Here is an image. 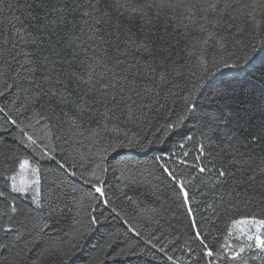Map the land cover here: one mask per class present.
<instances>
[{"label": "snow or ice", "instance_id": "6c2138e0", "mask_svg": "<svg viewBox=\"0 0 264 264\" xmlns=\"http://www.w3.org/2000/svg\"><path fill=\"white\" fill-rule=\"evenodd\" d=\"M7 7L11 10L12 5L8 4ZM16 8L20 15L13 13L0 20V99L9 101L8 104L0 106V116H3L5 125L21 128V141L25 146L33 151L39 148L44 154L52 149L46 145L41 146L42 141L38 145L39 138L34 139L33 135L23 131V121L18 122L13 113L24 116L31 112L27 117L30 124L43 122L47 127L51 119H59L55 115V109L48 110L52 115L39 110L41 102L47 100L49 104L55 102L57 107H60L69 128L77 129L79 135L85 131L83 123L94 122L96 127L86 131L94 142L103 146L98 147L93 153L94 162L91 170L81 174L84 183H89V176L99 182L106 170L105 160L110 153L125 147L147 148L153 143H163L171 132L181 128L188 114L195 110L196 105L192 103L195 99L194 94L207 87L209 77L214 75L213 68L219 71L221 66L241 68V64L247 67L251 63L256 47L255 44L245 42L247 39L245 30L239 27L235 29V43L238 45V51L243 53L242 56L231 53L227 58L233 60L232 63L222 58L219 63L212 65L205 59L203 53L210 42H214L225 53L228 51L225 43L218 37L223 27L224 13L228 12L233 19H245L253 28V33H249V36L253 34L264 36V31H260L261 19L257 16L259 13L260 17L264 18V0H250L249 3H241L240 0H54L42 17L32 15L27 0H24L22 5L20 0H17ZM177 9L186 11L187 16L183 12L177 16L175 14ZM168 11L173 12L168 18L175 22L173 32H167V21L163 32L152 31ZM125 19L128 20V25L122 23ZM136 20L142 25L139 32L131 31L130 25ZM145 27L147 31L144 30ZM181 28L184 29L183 32L179 31ZM190 28L201 33L202 39L194 38ZM227 28H233V24H227ZM52 36L58 39L54 42ZM154 36L156 39H153ZM173 38L177 47L180 40L184 41L185 63L195 57L196 67L201 75L191 91L185 87L184 90L188 94L183 95L184 108L176 113L175 119L166 122L152 133L153 138L141 137L135 133L130 135L129 131L120 127L121 121L123 120L125 125L143 121L144 108L149 103L158 104L164 89L169 88L174 80L183 79L180 71L183 65L178 67L173 60V57L177 56L170 43ZM261 46L264 47V40H261ZM66 68L69 69L67 72ZM191 75L195 76L196 73L192 72ZM167 94L170 95L171 92ZM214 95L230 101L236 96V91L230 85H224L217 87ZM64 108H68L69 111L63 112ZM203 122L209 140L219 137L217 143L219 151L214 156L209 154L211 159L208 160V164L201 163L207 159L204 144L201 143L196 148L198 154L189 165L188 157L191 153L187 147L193 140L192 135L173 144L169 151H162L153 157L162 173L175 185L176 196L181 205L186 207L189 216H192L189 182L183 173L172 167V164L178 167H192L197 173L196 178L201 180L202 186L208 188L212 198L215 200L219 195L220 205L224 203V195L228 196L229 201H233L243 199L248 191L257 186L264 190V124L255 132L244 133L239 128L220 132L217 117L212 112L204 114ZM29 164L27 158L21 159L19 168L26 169ZM59 167L65 170L63 163ZM32 172L36 176L31 182L34 192L32 204L35 207L27 209V212L43 213L45 204L39 169L34 168ZM65 174L70 177L77 175L75 171L66 170ZM12 179V191L22 193L29 190L25 186L18 187L15 177ZM93 187L101 197L105 196L101 186ZM217 189H221L222 194H218ZM71 190L76 191L75 188ZM0 198L8 201L7 207L0 208V217L8 218L7 223L0 219L2 225L0 231L4 233L0 238V257L7 252L16 259L22 257L26 259L24 253L29 245L34 241H41L48 245L44 255H53L56 264H64L65 260L70 259L71 249L91 231V224L98 223L95 215L89 216L87 228L81 225L56 243L47 231L53 227L52 224L42 220L29 230L32 239L23 238L21 229L15 224V218L24 210L14 199H10L5 191H0ZM62 203L60 197L53 193L51 199L47 201V215L44 220L50 221L57 214H63L68 206L65 204L61 208ZM75 203L79 204L80 201L76 200ZM103 203L107 205L109 202L105 199ZM220 205L209 203L207 206L215 212ZM162 210L163 207L148 211L156 215ZM111 211L115 213L116 208L113 207ZM77 215H80L79 211ZM231 224L233 227L255 225L256 233L246 234L247 241H254L255 248L264 253V235L261 234L264 232V219L245 217L233 219ZM192 226L193 242L198 243L203 251L198 252L189 246L186 249L189 256L196 253L199 258L208 257L207 264H212L213 258L221 256L226 260H242L243 264H247L242 253L246 249H252L253 244L247 243L233 249L228 243L232 228L228 229V235L224 237L225 243L220 246V250L213 251L205 244L206 236L202 235L194 218ZM129 228L136 232L130 225ZM136 235L139 236L140 233L136 232ZM114 243L116 240L110 236L104 247L111 248ZM147 243L153 248L156 247L151 239ZM159 250L168 261L174 259L163 247ZM99 251L103 252L104 248ZM176 264H180L179 258H176ZM193 264H199V259Z\"/></svg>", "mask_w": 264, "mask_h": 264}, {"label": "trees", "instance_id": "16d2710c", "mask_svg": "<svg viewBox=\"0 0 264 264\" xmlns=\"http://www.w3.org/2000/svg\"><path fill=\"white\" fill-rule=\"evenodd\" d=\"M53 2L54 0H27L32 9V15L38 17H42ZM240 2L249 3L250 0H240ZM16 3L17 0H0V20L13 13L20 15ZM23 3L24 0H20V4ZM8 4L12 5L11 10L7 7ZM182 12L187 16V12L182 9H177L175 14L179 16ZM172 15L173 12L168 11L152 31L163 32L165 21H167V32L172 33L175 22L168 19ZM257 16L261 19L260 31H264V18L260 17L259 13ZM122 23L128 25V20L125 19ZM229 23L233 24V28H227ZM222 24L223 27L218 37L225 43L228 51L225 53L214 42H210L203 53L209 65L219 63L222 58L232 63L233 60L227 58L231 53L235 56L243 55L241 51H238V45L235 43L237 27L245 30V37H247L245 42L255 44L256 52L251 63L247 67L241 64V68L221 66L219 71L213 68L214 75L209 77L207 87L194 94L195 99L192 103L196 107L188 114L184 125L171 132L163 143H153L147 148L125 147L110 153L105 160L106 170L99 182L90 176L88 177L89 183L81 180V174L91 170L94 162L93 153L98 147L103 146L94 142L86 131L96 127L94 122L83 123L85 131L79 135L77 129L69 128L65 117L61 114L60 107H57L55 102L49 104L47 100L41 102L38 106L39 110L52 115L48 110L55 109V115L59 117V119H51L47 127L43 122L30 124L27 117L31 115V112L24 116L13 113V117L18 119V122L23 121V131L33 135L34 139L39 138L38 145L42 141L41 146L46 145L52 149L44 154L39 148L33 151L25 146L21 141V128L5 125L3 116H0V191H5L10 199H14L24 210L15 218V224L21 229L23 238L32 239L29 230L43 220L45 223L52 224L53 227L47 230L48 235L54 242L59 243L61 238L74 229L80 228L81 225L87 228L88 217L95 215L98 223L91 224V231L87 233L85 239L79 241L78 245L71 249L70 259L65 260L64 264H176V258L180 259V264H193L197 259H199V264H207L208 257L199 258L196 253L189 256L186 250L190 246L198 252L203 251L198 243L193 242L192 220L194 218L196 226L201 230L202 235L206 236L205 244L213 251L220 250V246L225 243L224 237L228 235V229L232 228L231 238L228 241L231 247L238 249L247 243H252L253 248L246 249L242 253L243 260H247V264H264V253L255 248L254 241H247L246 234H255L256 226L248 224L233 227L231 224L233 219L245 217L264 219V190L257 186L248 191L243 199L233 201H229L228 196L224 195V203L220 205L219 195L215 200L212 198L208 188L202 186L201 180L196 178L197 173L192 167H178L172 164V167L183 173L189 182L191 196L189 204L192 208V216H189L186 207L181 205L176 196L175 185L162 173L153 159L162 151H169L173 144L178 143L184 137L192 135L193 140L187 147L191 153L188 157L189 165L193 163L194 156L198 154L196 148L201 143L204 144L205 157H207L201 163L208 164V160L211 159L209 154L214 156L219 151L217 147L219 137L209 140L204 128L203 116L208 112L216 115L220 132L233 128H239L244 133L255 132L264 124V47L261 46L264 36L257 34L249 36V33H253L252 26L243 18L233 19L228 12L223 14ZM130 27L131 31L139 32L142 25L139 20H136ZM144 30L148 29L145 27ZM189 30L194 38L202 39V34L194 28ZM179 31L183 32L184 29L181 28ZM51 39L55 42L58 38L52 36ZM153 39L156 37L154 36ZM170 43L177 52L173 60L176 61L178 67L183 65L180 67L183 79H176L169 88H165L158 104L149 103L144 108L143 121L128 125H125L123 120L121 121L120 127L129 131L130 135L135 133L141 137L153 138L152 133L166 122L175 119L176 113L184 108L183 95L188 94L184 90L185 87L191 91L201 75L196 67L195 57L185 63L184 41L180 40L178 47L175 38ZM57 51H59L58 45ZM68 70L66 68V72ZM192 72L196 75H191ZM224 85H230L236 91V96L230 101L214 95L215 89ZM169 91L170 95L167 94ZM8 102L7 99H0V106ZM68 111V108L63 109V112ZM105 140L107 141V137ZM25 158L30 161V164L22 170L19 168V162ZM62 163L67 172L75 171L77 175L67 176L65 170L59 167ZM34 168L39 169L45 208L43 213L37 211L29 214L27 209L35 207L32 204L34 192L31 183L36 179L32 172ZM13 177L18 187L25 186L29 190L22 193L12 191ZM133 181L136 182L133 183ZM94 185L101 186L105 191V196L101 197L96 193ZM72 188L76 191L73 192ZM53 193L62 200L61 208L66 204L68 209L63 211V214H57L50 221L44 220L47 215V201L51 199ZM217 193L222 194V190L217 189ZM81 197H83L82 200ZM105 199L109 202L107 205L103 203ZM76 200L80 203L76 204ZM209 203L220 206L213 212L207 206ZM7 206L8 201L0 198V208ZM113 207L116 208L115 213L111 211ZM161 207L163 210L156 215L148 211L149 209H161ZM77 211L80 215H77ZM0 219L7 223V217H0ZM129 225L140 235L137 236L136 232L131 231ZM261 234L264 235V232ZM3 236L4 233L0 231V238ZM110 236L116 240V243L111 248H105V242ZM149 239L156 244L155 248L147 243ZM46 247L48 245L41 241H34L24 253L26 259L23 257L16 259L14 255L9 256L5 252L0 257V264H56L53 255H44ZM161 247L168 255L174 257L172 261H168L164 253L160 252ZM101 248H104L103 252L99 251ZM117 253L121 254L117 255ZM212 264H243V261L226 260L221 256L213 258Z\"/></svg>", "mask_w": 264, "mask_h": 264}]
</instances>
